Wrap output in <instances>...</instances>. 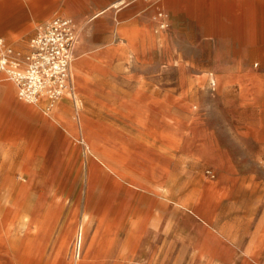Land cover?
Segmentation results:
<instances>
[{"label":"rangeland","instance_id":"374dc122","mask_svg":"<svg viewBox=\"0 0 264 264\" xmlns=\"http://www.w3.org/2000/svg\"><path fill=\"white\" fill-rule=\"evenodd\" d=\"M60 1L29 6L11 0L0 13L1 26L21 29L28 17ZM110 1L116 4L90 20L92 10ZM71 6L79 15L76 28L86 30L82 49H99L98 66L86 75L91 92L84 82L81 99L69 100L83 115L58 135L53 116L38 109L47 124L16 113L0 95V264H196L195 249L205 264H216L214 258H230L224 245L237 251L241 264L264 260V76L239 92L228 80L233 77L218 87L200 75L238 67L241 54L231 46L201 40L203 14L222 7L175 0H71ZM132 6L134 12L123 13ZM252 63L264 71V46ZM81 67L91 71L94 63ZM176 84L177 91H165ZM140 86L151 102L136 93ZM203 137L219 148L225 163L219 174L171 151L172 139L196 144ZM199 155L216 164L205 148ZM159 161L172 166L179 184L194 176L225 182L229 196L246 192L257 202V216H212L209 223L203 216L208 224L196 216H164L171 190L145 184L164 183L168 174L154 171ZM237 180L256 184L238 189ZM191 190L207 189L179 188L176 202L191 206L201 197L185 195Z\"/></svg>","mask_w":264,"mask_h":264},{"label":"crops","instance_id":"0c3cea01","mask_svg":"<svg viewBox=\"0 0 264 264\" xmlns=\"http://www.w3.org/2000/svg\"><path fill=\"white\" fill-rule=\"evenodd\" d=\"M11 0H0V13L4 10L5 6ZM17 1V0H16ZM26 4L31 6L35 0H23ZM175 2H185L188 6L190 4L196 5L202 2L203 4H207L210 7H222L221 12H210L209 14H203L201 26H199L201 32V40L212 42L213 44L218 45H227L231 46L235 53H240L241 57L237 59L239 63L237 64L238 67L235 71H207L201 72L202 77H211L214 78L218 87H222L225 80L224 77H233L232 80L234 85L237 86V90L242 92L243 87L245 86H252V80L258 77L264 76V71H259L255 68L250 67L252 63V58L256 56V52L258 51L259 45L264 46V0H175ZM116 1H110L103 7L98 9H94L91 11L90 20L97 18L100 14L104 13L105 9L108 7L115 5ZM125 9V10H124ZM133 9V6L130 8H122L123 13L130 12ZM129 10V11H128ZM136 8L133 9L134 12ZM182 12L179 9H174L173 12ZM77 10L71 6V0H62L60 2H55L54 5L46 10H43L39 15H35L32 17H28L25 24L21 27V29H12V28H3L1 26L2 20L0 18V38L5 40V42L11 45L15 50L20 52H27L28 51V42L32 35L34 34L35 28L37 25L46 22L57 15L68 16L73 19L76 24V18H79L77 15ZM187 18L193 19L196 21L198 15L192 13L188 10L182 12ZM79 20V19H78ZM42 21L41 23L37 24L38 22ZM127 21V18H122L119 20L121 24ZM37 24V25H36ZM36 26V27H35ZM77 26V25H76ZM243 28H246L249 31L242 32ZM253 29L254 31H251ZM86 30L84 29L83 25L77 29L76 32V41L73 48V55H72V63L70 65V80L73 89L74 97H70L69 95L63 96L62 100L58 102L55 109L50 114L49 118L52 116V121L57 124V134L65 135L64 129H62V125H68L72 123L71 120L75 118L76 114L80 117L83 115L79 111H77L78 107L74 104L70 103V101H74L75 98L80 97V93H82V83L86 82L90 86L89 93L91 92V83L86 80V75L91 73L98 65L94 61L96 60L95 55H98L99 49L94 48L91 52L83 50L81 44L79 42V38H83ZM259 32L261 34H259ZM18 35L16 38H12L11 35ZM126 35V34H125ZM94 53V54H93ZM180 56L178 53L175 55V59H179ZM91 60L94 63V68L90 70L84 71L81 64L86 61ZM82 69H81V68ZM84 67V65H83ZM188 74L181 73L178 75L179 77L187 76ZM189 75H192L189 72ZM209 75V76H208ZM249 78L248 81L242 78ZM181 82H183L181 80ZM249 82V83H248ZM177 86H168L166 87L165 91L174 92L177 91ZM140 88L136 91L144 97V99L149 103L151 99L146 97L144 93L146 92L144 89ZM88 93V94H89ZM168 93V92H167ZM79 94V95H78ZM0 95L3 96L4 104H6L11 110L15 111L16 113L23 114L26 116H33L36 117L37 120L43 123L49 124V122H44L40 119V115L38 112V108L24 103L20 101L16 96V91L14 86L11 82L4 79L0 75ZM78 97V98H79ZM167 99V96H164ZM81 99V97H80ZM70 100V101H69ZM162 99H160L161 102ZM82 102V100H81ZM46 103V102H45ZM44 115V114H43ZM4 121H1L0 124H4ZM173 144L171 151H174L176 154L182 153L185 158L191 159L192 163L196 162L199 163H207L213 167H215L218 171V174L221 173L223 165L225 164L221 159V155L219 152V148H216V145L213 143L212 139L209 138H200L196 144L190 143L189 138H184L181 142L178 140L172 139ZM205 148L214 158H216V164L208 161L207 159L201 157L199 154L202 149ZM114 164V162H112ZM112 164V165H113ZM148 164V163H147ZM150 164V163H149ZM146 165V164H145ZM119 167V164L118 166ZM126 164L123 163L121 168L123 172L125 171ZM146 167H148L146 165ZM172 166H167V164H162L159 161V164H156L154 167V171L162 172L168 174L165 177L164 183L156 181V182H149L146 181V185H152V187L160 186L163 188H169L171 192L169 193L170 198H165L168 200V208L171 210L168 215L166 213L164 216H178V214L182 216H196L197 218L201 219L205 224H208L212 220V216H257L256 211V200L251 197H246V192H237L236 196H229L223 191L225 187V182L220 180H196L194 176H191L190 180H186L183 182L178 183L176 179H174V174L176 171H172ZM189 176L186 177V179ZM160 178V177H158ZM159 180V179H158ZM132 182V181H129ZM137 187L140 185L135 182ZM237 188L238 189H250L255 186L256 182L252 180H237ZM130 184V183H129ZM134 185V184H131ZM130 185V186H131ZM147 189L149 186H143ZM187 190L191 188H204L207 190L193 192L186 191V194H197L201 197H198V200H194L195 202L191 204V206H183L176 202L178 200L179 193L175 190L177 189ZM162 190V195H163ZM165 197V196H164ZM154 200V199H153ZM262 206V205H261ZM264 208V206H262ZM264 210V209H262ZM180 211V212H179ZM262 215H264V211H262ZM149 216H157L149 215ZM208 217V223H206L204 217ZM213 238L219 240V235H211ZM224 248H230V258L228 260L220 261L217 258H214L216 264H241L240 259L237 261V251L233 250L231 245H224ZM250 252H253L252 250ZM195 256L198 259L196 264H205L204 260L198 255V251L195 249ZM255 253V252H253ZM242 257V256H241ZM240 257V258H241ZM254 261L257 260L256 256H251ZM195 261V260H194ZM220 262V263H219ZM192 264V263H190ZM249 264H254L253 261H250ZM258 264H264V260L259 261Z\"/></svg>","mask_w":264,"mask_h":264},{"label":"built area","instance_id":"2783aa9c","mask_svg":"<svg viewBox=\"0 0 264 264\" xmlns=\"http://www.w3.org/2000/svg\"><path fill=\"white\" fill-rule=\"evenodd\" d=\"M76 32L72 18L57 15L37 25L25 53L0 38V72L12 80L20 98H43L49 111L63 96L74 97L70 65Z\"/></svg>","mask_w":264,"mask_h":264},{"label":"bare ground","instance_id":"6f19581e","mask_svg":"<svg viewBox=\"0 0 264 264\" xmlns=\"http://www.w3.org/2000/svg\"><path fill=\"white\" fill-rule=\"evenodd\" d=\"M71 63H72V59H71ZM0 75H1L4 79H6V80H8L9 82L12 83V85L14 86L15 91H16V96H17V98H18L20 101H22V102H24V103H27V104H30V105H33V106L37 107V108H38V109H39L44 115H50V114L52 113V111L55 109V107L57 106L58 102H60V101L62 100V98H64V97H62V98L56 100V102L54 103L52 109L49 110V111L47 112V110H46V108H45V102H46V101H45L43 98H39L37 101H29V100H25V99L20 98V97L18 96V94H17L16 86H15V84L12 82V80H11L7 75H5V74L2 73V72H0ZM67 96H68V95H67ZM79 238H80V237H79Z\"/></svg>","mask_w":264,"mask_h":264}]
</instances>
